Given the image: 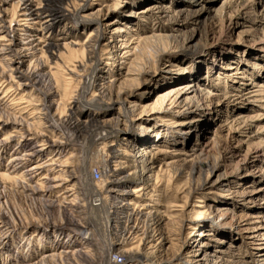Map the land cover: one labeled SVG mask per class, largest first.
Wrapping results in <instances>:
<instances>
[{"label": "bare ground", "instance_id": "bare-ground-1", "mask_svg": "<svg viewBox=\"0 0 264 264\" xmlns=\"http://www.w3.org/2000/svg\"><path fill=\"white\" fill-rule=\"evenodd\" d=\"M37 1L0 0V152H6L7 145L18 137L21 144L16 151H26L20 155L15 151L11 155L7 166H3L5 170L0 171V180L13 184L20 180V176L29 175V178L25 177L28 182L47 174L52 182V189L47 193L63 188L72 195L74 187L70 185L74 178H61L68 158L64 153L76 145L64 135L70 130L78 140L91 141L100 146L101 151L107 150L104 161L110 168L105 170L108 174L103 198L102 193H95L98 183L91 188V194L99 197L102 208L108 213V231L115 235L110 253L123 257L122 262L108 259L107 264H245L222 246L233 239L232 233L225 230V227L232 226L225 221L229 208L217 205V214L214 215L210 213L212 205L197 198L195 202L203 203L191 206L182 221L187 222L189 229L185 239L181 237L183 224L177 228L175 220H167L166 209H161L163 167L174 168L180 174L189 169L192 184L199 180L189 186L188 198L194 191L210 189L219 179L216 175L218 165L201 160L199 153L202 151L199 152L196 144L190 149L186 146L190 134L200 135L209 124L204 113L199 119L193 117L192 108L198 97L207 100L211 92L198 83V72L196 80L189 78L193 73L182 67V58L171 59L165 68H158L161 58L172 50H187L189 55L197 53L185 44L194 40L195 33L182 37L178 32L181 23L197 22L199 14H188L181 20L184 10H175L165 0H149L143 9L136 8L142 3L138 0H114L110 4L106 3L107 0ZM129 1H132L129 7L124 8ZM223 9H217L214 14H222ZM146 17L155 18L158 26L148 28L141 24V27L140 23ZM161 20L169 24L167 28ZM16 25L21 27L15 28ZM75 30L86 31L83 43H60L51 38L55 32L69 35ZM106 59L109 62L104 64ZM151 69H154V75L145 86H141ZM254 85L258 89L249 93L264 95V84ZM139 86V93L130 97ZM87 94L91 99L86 100ZM167 112L181 118L175 131L166 129L168 124L143 125L136 131L140 147L136 144L129 146L130 139L124 134L130 125L126 123L127 119L138 115L135 122H139L147 115L154 117ZM10 126L15 135L7 136ZM173 132L177 138L185 136L186 140L167 150L164 145L175 137ZM137 148L141 151L138 158L141 157L142 166L130 163L132 151ZM162 155L168 156L167 161L157 165V158ZM10 165L12 170L8 168ZM140 167L146 175L136 182ZM205 173L207 178L202 179ZM91 222L95 226L93 235L97 237L105 227L97 218ZM88 225L70 233L65 242L58 240L53 247L57 253L43 255L44 247L40 249L41 262H51L62 255L66 258L74 256L77 251L87 252L74 247L79 240L89 243L94 238L90 232L93 229ZM22 227L36 232L44 225L20 222L9 226L0 216V252L11 251L19 238H25L20 235L29 231H22ZM9 233L16 234L15 240ZM39 241L37 246H40ZM205 247L209 250L202 254ZM39 263L35 261L33 264ZM71 264L86 263L74 259Z\"/></svg>", "mask_w": 264, "mask_h": 264}, {"label": "rangeland", "instance_id": "rangeland-1", "mask_svg": "<svg viewBox=\"0 0 264 264\" xmlns=\"http://www.w3.org/2000/svg\"><path fill=\"white\" fill-rule=\"evenodd\" d=\"M113 1L107 0L106 3L110 4ZM138 1L142 3L136 8L143 9L149 0ZM131 2L129 1L124 8H128ZM165 3L175 10H184L181 20L185 19L188 14L196 12L199 14L197 22L181 23L180 31H177L182 37L195 33L194 40H188L185 44L196 50L197 53L189 55L187 50H172L171 53L161 58L158 68H165L171 59L182 58V67L187 72L193 73V75H189V78L196 80L195 75L198 72V83L211 92V96L207 100L201 96L198 97L192 108L194 110L193 117L199 119L200 114L204 113L209 124L204 127L200 135L190 134L186 146H188L187 149H190L196 144L199 152L202 151L199 153L201 160L208 164L218 165L216 175L219 176V179L217 178L218 182L214 183L210 189L194 191L188 198L187 191L192 184L190 170L185 169L180 174L174 168L163 167L161 175L164 181L161 182V187L164 190L161 189L163 194L161 209H166L167 220L168 218L170 221L175 220L177 228L183 224L181 237L185 239L189 229H187V222L183 223L182 221L185 220L191 206L195 203L197 205L203 203L195 202L197 198L204 200V203L207 202L205 204H209V206L212 205L210 213L214 215L217 214V205L229 208L230 212L225 221L232 226L225 227V230L232 233L233 239L227 240L228 242L223 243L222 246L231 251L239 262L244 260L245 264H264V102L262 101L264 95L260 92L254 93L255 95L249 93V91L258 89L254 87L255 83L264 84V0H165ZM9 7L11 10V5ZM219 8H224L223 13L215 15L214 13ZM160 22L165 28L169 25L162 20ZM141 24L152 28L157 24V20L146 17ZM16 27L21 26L16 25ZM51 38L60 43H83L86 31L75 30L71 31L69 35L55 32L53 35L51 34ZM183 40H180V43ZM108 62L107 59L103 60L104 64ZM153 75L154 69H151L141 86H145ZM141 86L130 97L138 94ZM60 90V94H62L63 91ZM85 97L86 100L91 99L90 94ZM32 98L30 97V99ZM137 117L138 115L126 120V123L130 125H127L128 129L124 131V134L130 139L128 141L131 142L129 143L130 147L135 144L136 147H140L136 131L143 125L168 124V127L165 126V128L175 131L177 129L175 125L179 121L181 122V118L172 112L158 113L154 117L147 115L142 121L135 122ZM38 129L43 130V127H38ZM73 133L67 130V134H64L67 138L70 137L76 145L71 151L67 149L64 153L71 162L67 157V159L65 158L67 163L63 169H66L61 176V178L70 180L74 178L70 186L76 187V189L73 188L72 195L66 193L63 188L47 193L52 189L50 188L52 182L48 178L50 175L47 174L38 177L39 180L38 178L29 179L28 182L25 177L29 178V175L22 176L23 179L20 176V180L13 184L0 180V216L8 222L9 226L20 222H40L44 225L43 229L35 230L36 232H33L32 229L23 230L22 227V231H29V233L23 232L20 237L25 236V238H19L11 251L2 250L0 252V264H33L35 261L44 264L45 262H41L42 258L40 257L44 253H55L53 247L56 242L58 240L65 242L70 233L80 231L82 226L89 224L90 229H93L90 230L91 236L94 237L95 226L91 221L96 218L105 227L103 232L99 233L101 236L98 234L97 237L90 239L89 243L86 240H79L76 242L77 246L74 247L75 250L85 251L86 249L87 252L77 251L74 256L71 255L67 258L62 255V258L55 257L56 260L48 261L45 264H71L74 259L86 264H107L108 259L122 262L123 257L110 253L111 250H109L111 244L115 242V235L110 230L108 231V213L102 208L99 197H96V194H91V188L98 183L99 188L95 189V193H102L101 198H103L104 183L108 173L103 182H98L92 179L91 172L96 168L102 170L110 168L104 161L107 157V150L101 151L100 146L92 144L91 141L85 143L81 139L78 140L76 134ZM6 134L7 136L15 135L12 126L8 128ZM173 134L175 137L169 139L170 145H168L169 140L165 143L166 146L164 145L167 150H172L173 145L186 140L185 136L177 138L175 132ZM95 138L96 135L93 136V140ZM20 140L19 137L16 138L7 145L6 152H0L2 153L0 155V166L2 167L0 171L5 170L3 166H7L9 163V158L21 144ZM23 150H17L16 154H24L26 151ZM70 152L74 155L71 156ZM132 152L133 157L130 163L142 166L141 157L138 158L141 153L139 148ZM167 157L160 156L157 158L156 164L159 165L160 162L167 161ZM32 162H28L24 170L28 169ZM12 165L8 166L11 170L13 169ZM144 175L146 173L143 171V167H140L134 181L142 180ZM44 176L47 178H43ZM203 178H207V173L202 175ZM198 181L196 180L193 184H197ZM22 185L25 188H22ZM74 190L76 194H74ZM66 195L67 197H65ZM46 226L49 227L46 228ZM151 230L152 228H150V235L152 234ZM53 234L58 237H54ZM15 236L11 234L10 238L15 240ZM38 241L40 246H37ZM188 241L191 240L188 239ZM158 245L160 246V244ZM85 246L88 248H82ZM42 248L43 255L40 254ZM208 250L209 247H205L201 253L205 254ZM184 255L187 256V254Z\"/></svg>", "mask_w": 264, "mask_h": 264}, {"label": "built area", "instance_id": "built-area-1", "mask_svg": "<svg viewBox=\"0 0 264 264\" xmlns=\"http://www.w3.org/2000/svg\"><path fill=\"white\" fill-rule=\"evenodd\" d=\"M106 174L107 172H105V170L96 168L91 172V177L95 181L103 182L105 180Z\"/></svg>", "mask_w": 264, "mask_h": 264}]
</instances>
